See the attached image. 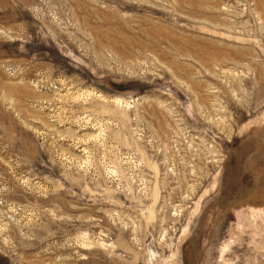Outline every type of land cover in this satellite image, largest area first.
Listing matches in <instances>:
<instances>
[{
	"label": "rangeland",
	"instance_id": "1",
	"mask_svg": "<svg viewBox=\"0 0 264 264\" xmlns=\"http://www.w3.org/2000/svg\"><path fill=\"white\" fill-rule=\"evenodd\" d=\"M0 264H264V0H0Z\"/></svg>",
	"mask_w": 264,
	"mask_h": 264
},
{
	"label": "bare ground",
	"instance_id": "2",
	"mask_svg": "<svg viewBox=\"0 0 264 264\" xmlns=\"http://www.w3.org/2000/svg\"><path fill=\"white\" fill-rule=\"evenodd\" d=\"M262 130V129H261ZM261 132H263V131H261Z\"/></svg>",
	"mask_w": 264,
	"mask_h": 264
}]
</instances>
